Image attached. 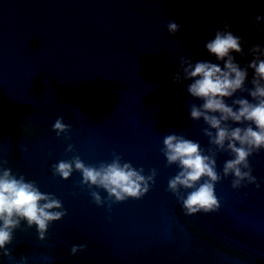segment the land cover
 <instances>
[{"label": "water", "instance_id": "95a60500", "mask_svg": "<svg viewBox=\"0 0 264 264\" xmlns=\"http://www.w3.org/2000/svg\"><path fill=\"white\" fill-rule=\"evenodd\" d=\"M256 16L264 0H0V160L67 210L44 241L22 222L8 246L14 259L0 264H20L22 255L25 264H264V151L250 158L259 189L233 190L224 179L220 210L192 216L167 191L178 169L160 152L164 136L180 131L209 146L203 122L188 118V103H201L186 92L191 81L170 78L179 57L223 66L205 43L227 21L247 42L244 57L232 53L243 67L253 58L248 49L264 46ZM169 21L181 25L175 35ZM58 117L71 126L68 140L52 131ZM69 143L75 153H66ZM113 152L158 175L143 198L110 211L81 190L80 173L63 180L51 171L74 154L98 164ZM229 158L219 155L218 171ZM80 244L86 250L71 255Z\"/></svg>", "mask_w": 264, "mask_h": 264}, {"label": "clouds", "instance_id": "9594fccd", "mask_svg": "<svg viewBox=\"0 0 264 264\" xmlns=\"http://www.w3.org/2000/svg\"><path fill=\"white\" fill-rule=\"evenodd\" d=\"M264 16H256L252 24L259 34L264 29L259 23ZM166 30L175 35L181 25L175 21L166 24ZM226 21L223 29H217L214 38L205 43V49L217 61L194 60L190 55L179 57V67L170 78L174 83L191 81L186 92L193 101L188 103L189 119L202 121L205 127L201 134L208 139V147L202 148L197 141L189 139L183 131L164 136L161 154L166 158V167L175 165L176 174L169 178L167 191L180 203L186 216L197 213H215L221 208V199L216 195V185L231 177V188L239 190L247 185L260 188L253 175L250 158L264 151V46L254 44L248 49L253 58L243 67L236 62L232 53L246 55L242 45L247 42L233 34ZM249 70L253 75L248 80ZM251 85V86H249ZM247 94L246 98L243 94ZM231 101L228 103L227 101ZM71 126L58 117L52 125L57 137L67 133ZM66 153H75L69 143ZM227 154L229 159L217 170L219 155ZM7 160H0V257L14 259L9 245L14 233L21 229L22 222L27 228L35 227L38 239H47L49 226L67 215L62 201L52 193H45L34 180H26L24 175H15L6 167ZM53 176L68 180L74 172L81 174L78 186L85 188L92 202L106 206L110 211L113 204L128 199L143 198L154 186L158 170L151 168L145 174L143 167L136 168L131 162H124L116 152L111 161L98 164L85 163L78 154L70 159L60 160L51 166ZM99 190L107 193L102 197ZM86 244L73 245L71 255L86 250ZM26 257L21 256L20 264Z\"/></svg>", "mask_w": 264, "mask_h": 264}]
</instances>
